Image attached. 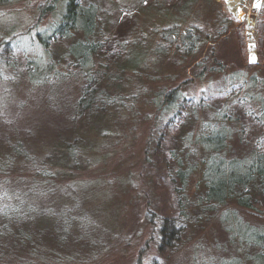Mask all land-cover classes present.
Instances as JSON below:
<instances>
[{
    "label": "rangeland",
    "instance_id": "obj_1",
    "mask_svg": "<svg viewBox=\"0 0 264 264\" xmlns=\"http://www.w3.org/2000/svg\"><path fill=\"white\" fill-rule=\"evenodd\" d=\"M89 1L94 32L47 46L51 0L0 5V195L45 216L12 223L25 236L0 240V264H264L262 187L251 208L205 203V154L187 139L221 126L225 156L264 153V0ZM78 40L96 46L84 66ZM176 86L202 107L162 131L158 155L152 100ZM181 147L183 191L167 167ZM163 216L177 231L160 242Z\"/></svg>",
    "mask_w": 264,
    "mask_h": 264
},
{
    "label": "trees",
    "instance_id": "obj_2",
    "mask_svg": "<svg viewBox=\"0 0 264 264\" xmlns=\"http://www.w3.org/2000/svg\"><path fill=\"white\" fill-rule=\"evenodd\" d=\"M12 1L15 0H0V5ZM46 9L54 11L56 20L47 26L43 32L36 33L38 42L43 46L49 45L53 40L67 38L70 32L74 30L80 31L84 37L91 35L95 30L97 9L93 2L84 3V0H51ZM179 40H182V45L185 49L197 47H191L194 45V41L190 38V35L182 34ZM95 52V43L83 40H78L69 48V53L78 59L82 66L87 63L89 54ZM152 102L154 104L153 125L159 128L154 140L153 153H158L159 155L162 150V139L164 140V134L162 133L167 130L172 132L175 126V129H179L178 127L183 124L191 111L195 112L202 107V100L200 98L196 99L194 96L187 98L181 92L179 86H176L169 90L162 89L157 91ZM228 135L227 130L221 126H215L209 129L208 132L197 135L193 139H191V130L188 133L187 139L196 144V146H200L199 149L192 147L190 150L196 152L198 149L205 154L201 162L203 167L201 180L205 187L203 199L207 204H224L228 200H233L240 207L251 208L252 203L248 195L249 186L251 184L260 185L264 193V153L256 150L249 152L245 156H225L223 151L227 148ZM180 150L182 152V147L178 150L176 149L177 154L176 152H171L173 154L171 158H176V161L174 165H168L167 167L173 185L177 181L180 187L178 188L180 189L179 191H183L193 167L191 164L187 167L183 166V160L186 158L185 156L179 157ZM165 162L169 161L166 159ZM43 216L44 214L40 209L30 206L23 198L14 199L5 197V194L0 195V240H9L11 237H24L25 234L23 232L20 234V230H17L16 226H12V223L28 219L41 222L45 219ZM168 222H171L170 219L163 216L158 227L155 228L160 242L163 239L171 238L177 231V227H173ZM27 240L29 238H21L19 242L24 244ZM261 241L262 235L255 232L252 234L251 240L246 242L259 244ZM257 257L259 259L264 258L262 255ZM261 261V263H264L263 260Z\"/></svg>",
    "mask_w": 264,
    "mask_h": 264
},
{
    "label": "bare ground",
    "instance_id": "obj_3",
    "mask_svg": "<svg viewBox=\"0 0 264 264\" xmlns=\"http://www.w3.org/2000/svg\"><path fill=\"white\" fill-rule=\"evenodd\" d=\"M229 8L236 12L239 0H225Z\"/></svg>",
    "mask_w": 264,
    "mask_h": 264
}]
</instances>
